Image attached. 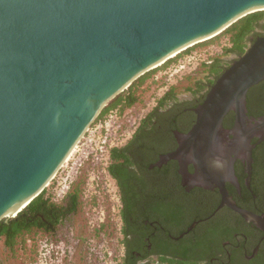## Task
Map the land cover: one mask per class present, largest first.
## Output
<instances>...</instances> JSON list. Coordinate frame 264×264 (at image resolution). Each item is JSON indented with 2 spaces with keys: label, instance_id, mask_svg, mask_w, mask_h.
Returning a JSON list of instances; mask_svg holds the SVG:
<instances>
[{
  "label": "water",
  "instance_id": "obj_1",
  "mask_svg": "<svg viewBox=\"0 0 264 264\" xmlns=\"http://www.w3.org/2000/svg\"><path fill=\"white\" fill-rule=\"evenodd\" d=\"M259 10L264 0H0V220L44 189L135 79ZM261 80L264 34L215 79L188 131L175 132L177 146L155 165L177 160L185 176L192 163L196 182L218 188L216 209L226 205L264 232V213L238 206L225 186H238L236 158L249 184L252 149L264 140V112L248 116L246 108L248 89ZM229 111L234 122L224 128Z\"/></svg>",
  "mask_w": 264,
  "mask_h": 264
},
{
  "label": "flooded vegetation",
  "instance_id": "obj_2",
  "mask_svg": "<svg viewBox=\"0 0 264 264\" xmlns=\"http://www.w3.org/2000/svg\"><path fill=\"white\" fill-rule=\"evenodd\" d=\"M233 122L234 116L224 128ZM180 124L181 129L172 131L175 147V132H187L192 125L186 120ZM171 147H165L146 168L119 171L128 219L125 233L121 231L122 257L128 264H264V232L226 205L216 209L221 200L218 188L196 182L199 171L192 163H187L185 176L177 160L155 165L161 155L175 149ZM233 170L238 186L226 181L228 194L235 202L250 203L246 209L264 213V164L252 160L248 185L242 158L235 159Z\"/></svg>",
  "mask_w": 264,
  "mask_h": 264
},
{
  "label": "trees",
  "instance_id": "obj_3",
  "mask_svg": "<svg viewBox=\"0 0 264 264\" xmlns=\"http://www.w3.org/2000/svg\"><path fill=\"white\" fill-rule=\"evenodd\" d=\"M263 34L264 10L248 13L217 35L187 47L175 56L166 59L159 66L146 71L103 107L94 121L103 118L111 109L118 108L122 111L134 104L138 100L136 88L143 84L156 70L172 64L180 56L189 52L197 45L209 44L221 37L226 38L227 43L221 46V55L212 57L209 62H202L200 66L203 74L202 77L194 79L191 85L185 87V90L191 92L193 98H197L196 100L179 99L175 86H169L157 98L155 105L140 118L127 141L120 146H113L109 149V163L106 169L116 181L119 189L121 200L120 213L123 223L122 232L125 233L126 231L124 223L128 219L125 213L126 199L122 191L119 171H127L132 167L146 168L149 163L156 160L160 152L167 149L165 147L172 145L168 149H173L176 145L172 133L173 129H181V120H186L189 126L195 118V114L188 109L185 110V108L194 107L199 104L209 87L222 71L241 55L257 36ZM230 54L234 55V57L229 61L225 60L222 56ZM246 108L247 114L255 117L264 112V80L259 81L248 89L246 93ZM233 116V112L229 111L223 119V124L230 125ZM164 145L166 146L163 147ZM252 156L256 165L264 164V140L255 145L252 150ZM82 183V178L77 179L60 203L51 200L46 195V190L43 189L21 211L17 212L15 216L10 217L7 221L0 220V241L3 246L10 252H14L16 245L21 242L25 234L34 231L52 235L57 227L66 222L80 207ZM254 193H257L256 189H254ZM236 204L243 208H250V203H247V205L240 204L236 200ZM193 219L195 217L189 219L187 224ZM122 259L124 264H128L126 256L122 257ZM0 264H5L1 258Z\"/></svg>",
  "mask_w": 264,
  "mask_h": 264
},
{
  "label": "rangeland",
  "instance_id": "obj_4",
  "mask_svg": "<svg viewBox=\"0 0 264 264\" xmlns=\"http://www.w3.org/2000/svg\"><path fill=\"white\" fill-rule=\"evenodd\" d=\"M225 43L226 38L221 37L212 43L197 45L176 63L156 70L136 88L138 100L126 108L124 114L110 112L104 121H98L91 126L57 174L54 185L48 187V192L53 194V200L60 201V195L74 178V174L82 172L81 169H76L88 152L99 148L101 152L97 153L101 156L107 145L123 140L138 119L169 86H175L179 99L191 97V92L185 90V87L191 85L194 79L202 77L199 60L215 54L221 55V46ZM222 56L227 61L234 57L232 54ZM59 181L61 183L58 186ZM84 201L52 235L34 231L25 234L14 252L7 250L0 241L1 260L5 264H119L121 249L115 228L116 216L110 212L107 217V213L103 212L104 206L109 208L108 200L100 203V208L88 204L87 197ZM103 218L107 220L103 230L93 231L92 226Z\"/></svg>",
  "mask_w": 264,
  "mask_h": 264
},
{
  "label": "built area",
  "instance_id": "obj_5",
  "mask_svg": "<svg viewBox=\"0 0 264 264\" xmlns=\"http://www.w3.org/2000/svg\"><path fill=\"white\" fill-rule=\"evenodd\" d=\"M217 35V34H216ZM211 38V37H210ZM209 39V38H208ZM207 40V39H205ZM203 40V41H205ZM202 42V41H200ZM198 43V42H197ZM227 43V41H226ZM225 43V44H226ZM223 44V45H225ZM194 45V44H193ZM192 46V45H191ZM200 46H203V45H200ZM190 47V46H188ZM187 48V47H186ZM185 48V49H186ZM194 48V47H193ZM192 48V49H193ZM192 49L183 54V55H186L188 53H190L192 51ZM184 50V49H183ZM182 51V50H181ZM180 52V51H179ZM178 52V53H179ZM177 54V53H176ZM175 54V55H176ZM173 55V56H175ZM182 55V56H183ZM172 56V57H173ZM180 56V57H182ZM216 56L215 55H212V56H208L207 58L205 59H201L199 60V66H201V63L202 62H209L211 61V58ZM179 57V58H180ZM178 58V59H179ZM177 59V60H178ZM177 60L175 62H173L172 64L176 63ZM162 64V63H161ZM170 64V65H172ZM168 65V66H170ZM159 66V65H158ZM167 66V67H168ZM157 67V66H156ZM155 68V67H154ZM166 68V67H165ZM153 69V68H152ZM163 69V68H162ZM191 74V73H189ZM187 75V74H186ZM166 90V89H165ZM164 90V91H165ZM163 91V92H164ZM162 92V93H163ZM162 95V94H161ZM159 97V96H158ZM157 97V98H158ZM156 98V100H157ZM156 103V101H155ZM155 105V104H154ZM153 105V106H154ZM152 106V107H153ZM151 107V108H152ZM150 108V109H151ZM149 109V110H150ZM125 110V109H124ZM124 110H120L118 108H114V109H111L103 118H100L98 119L97 121H93V123L88 127V129L86 130V132L84 134L87 133V131H89L90 127L93 126L96 122H102L105 120V118L109 115L110 112H115L116 114L118 115H122L124 114ZM145 115V114H144ZM143 115V116H144ZM142 116V117H143ZM140 117V118H142ZM140 118L138 119V121L136 122V124L133 126L132 130L128 133V135L121 141H118L117 143H113L111 145H107V148L105 149L104 152H102V155L101 156H98V153L97 152H101V149L97 148L95 151H91V152H88L85 157L83 159H81L77 169H81L82 172H80L79 174L78 173H75L74 174V178L70 180V182L68 183L66 189L63 191V194L60 195V201H56V200H53V194H51L50 192H48V187L49 186H53L54 183H55V178L57 176V174L59 173V171L61 170V168L64 166L65 162H67V160H69L70 156L73 154V152L75 151V148L77 147L78 143L81 142V138L84 137V134L83 136L80 138V140L78 141V143L76 144V146L74 147L73 151L71 152V154L69 155V157L67 158V160L62 164V166L58 169V171L55 173V175L53 176V178L49 181V183L44 187V189L46 190V195L48 197L51 198V200L55 201V202H62L63 200V197H65L67 191L70 189L71 185L77 181V179L79 178H82L83 179V183H82V188H81V192H80V200H81V203L80 205L84 204L85 201H84V198L86 200V197H87V203L94 206L95 208L99 207L100 208V205L102 203H104L105 201L108 200L109 202V208L107 209L106 206H104L103 208V212L104 214L107 213V217H109V214L110 212H112V214L114 216H116V222H115V228L117 230V233H118V243L120 245V240H121V225H122V219H121V213H120V210H121V200H120V194H119V189H118V186L116 184V181L114 180V178H112V176L107 172V165L109 163V149L113 146H120L122 144H124L127 139L131 136V134L133 133L135 127L137 126ZM97 154V155H96ZM61 181L58 182V186L60 185ZM114 197V198H113ZM111 200V202H110ZM101 203V204H100ZM106 203V202H105ZM104 205V204H103ZM106 207V208H105ZM112 208V209H111ZM109 212V213H108ZM107 224V220L105 218L101 219L100 221H98L96 223V225H93L92 226V230L93 231H100L104 226H106ZM103 230V229H102ZM120 249H121V252H120V257H119V264H122V248H121V245H120Z\"/></svg>",
  "mask_w": 264,
  "mask_h": 264
},
{
  "label": "bare ground",
  "instance_id": "obj_6",
  "mask_svg": "<svg viewBox=\"0 0 264 264\" xmlns=\"http://www.w3.org/2000/svg\"><path fill=\"white\" fill-rule=\"evenodd\" d=\"M14 211V210H13ZM14 213L13 212H10L9 215H13Z\"/></svg>",
  "mask_w": 264,
  "mask_h": 264
}]
</instances>
